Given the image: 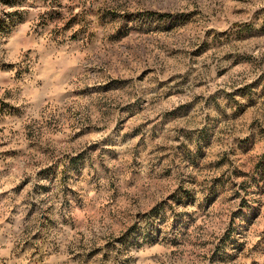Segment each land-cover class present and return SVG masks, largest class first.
I'll use <instances>...</instances> for the list:
<instances>
[{
  "label": "rangeland",
  "instance_id": "obj_1",
  "mask_svg": "<svg viewBox=\"0 0 264 264\" xmlns=\"http://www.w3.org/2000/svg\"><path fill=\"white\" fill-rule=\"evenodd\" d=\"M0 264H264V0H0Z\"/></svg>",
  "mask_w": 264,
  "mask_h": 264
}]
</instances>
